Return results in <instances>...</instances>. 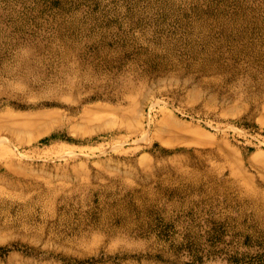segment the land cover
<instances>
[{"label":"rangeland","instance_id":"rangeland-1","mask_svg":"<svg viewBox=\"0 0 264 264\" xmlns=\"http://www.w3.org/2000/svg\"><path fill=\"white\" fill-rule=\"evenodd\" d=\"M63 50L98 87L140 93L88 100L87 117L80 94L4 88L61 78ZM21 59L30 76L4 72ZM2 107L69 122L23 143L0 132L17 183L0 182V264H264V0H0Z\"/></svg>","mask_w":264,"mask_h":264},{"label":"bare ground","instance_id":"bare-ground-1","mask_svg":"<svg viewBox=\"0 0 264 264\" xmlns=\"http://www.w3.org/2000/svg\"><path fill=\"white\" fill-rule=\"evenodd\" d=\"M52 53H56V52H52ZM61 54H62L63 60H65V63L63 64V67L58 73V75H60L61 78H57L56 81L54 80L53 77L47 78L44 81L42 79H44L45 76H41L39 78L31 77L30 78L31 83L29 84H28V81H27V84H25L23 80L18 84L10 81V82L5 83L4 88L6 90L8 89L11 90L12 88L21 89V87H24L26 88V92H27L31 89V87H28V85L33 86L35 84H42V87L46 89V91L44 92V95L50 98L51 102L62 104V105H63V102H62L63 98L66 94H72L74 96H77L78 94H80L79 102H78L80 104L79 113L81 116H87V117L89 115V111H87V108L88 106H90V105H86L88 100H92L93 98H101V99H105L111 102L116 100L121 103H125L127 102V99H128L125 94L127 90H134L136 94L140 93L141 85L135 84L132 81L129 82L127 85L121 84L117 81H113L111 82V84H109L108 87H106V89L103 87H98L99 84L98 82H96V78L93 77L91 70L87 66L84 67L83 63L74 65L75 63L74 58H71V55L65 54L64 50L62 51ZM35 60H37V58ZM17 64H18L17 68H5L6 70L4 72L7 74H14L17 69L18 71L25 70L26 73L23 75L30 76L31 72L29 71L27 67L28 61L26 59L18 60ZM164 67L165 68L163 69L172 71L173 68L175 67V64L168 61L164 63ZM181 72L182 71H178L177 73L180 74ZM171 73L172 72L168 73V76L165 78L166 80L173 79L174 75ZM88 80L91 81V84H90L91 87L89 86V88H87L81 93L82 88L79 82L83 83L84 81H88ZM49 82H57V83H49ZM77 83H78V86H77ZM179 89L173 90V88H164L161 91H162V94L170 95L173 100H177V99L180 100L178 98ZM193 99L200 100L203 98L201 96H196ZM205 101L208 103L212 102V100L208 98ZM156 103H159V102L156 101ZM93 106L96 108H100V107H103L104 105L102 103H97V104H94ZM135 107L136 106H132L131 108L127 109V111L122 114V116L120 117L121 122H125L130 118V116L133 114V110L135 109ZM117 108L119 107L112 106V109H117ZM157 110L164 117H168L171 115L170 108H168L165 104L158 105ZM200 111L206 112V109L202 107ZM68 122H69V118L55 109L41 110L36 107L29 111H16V112L9 110L7 107H2L0 109V132L4 129L8 130L9 135L14 138H17V141H19L20 143L24 142L22 137L25 131H27L30 134L29 139L27 140H30L31 138H34V137L37 138L39 137L40 134L44 133L46 130H49L51 128L53 129V135L56 136V135H59V133H61L60 129L65 127ZM10 174H11L10 172H6V171L2 172L0 174V182L6 184L9 188H14L15 186L12 184L16 182L8 178ZM26 187H29V186H26ZM3 191L4 190L0 188V193H3ZM24 192L25 191L22 190L20 192L13 193L11 195V191H6L8 196H10V199L11 197H15V196L22 197L25 194ZM40 201H41V196L39 195L38 198L36 199V202L40 204ZM31 203H32L31 200H29L28 202H25V204L23 205L24 215L26 217L30 216L31 214V209L29 208Z\"/></svg>","mask_w":264,"mask_h":264}]
</instances>
